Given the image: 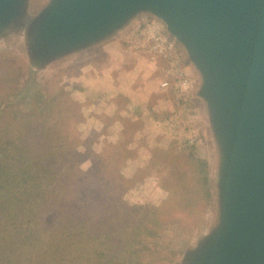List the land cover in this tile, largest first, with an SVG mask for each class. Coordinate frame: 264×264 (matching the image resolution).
Returning <instances> with one entry per match:
<instances>
[{"label":"rangeland","instance_id":"obj_1","mask_svg":"<svg viewBox=\"0 0 264 264\" xmlns=\"http://www.w3.org/2000/svg\"><path fill=\"white\" fill-rule=\"evenodd\" d=\"M50 1L26 0L25 14L18 15L14 24L18 18L20 21L12 28L11 25L4 27L0 33V68L6 67L1 71L8 73L0 83V101L4 110L3 114L0 113V171L2 163L9 159L5 164L11 170L17 169L21 163L31 174L28 188L31 191L26 193L28 199L34 197L31 200L40 221L38 233L27 243L31 246V257L36 254L47 256L60 248L65 250V257L70 258L83 255L86 244L103 242L102 233H90L88 230L92 226L85 224L93 206L89 205L92 196L95 199L109 198L107 207L115 211L130 207L139 216L142 213L149 216L154 210H146L147 206L159 205L170 198L173 185L178 188L182 184L179 189L182 192L189 188L185 184L191 181V186L195 187L190 188L193 203L187 202L185 208L173 209L166 215L170 221L168 225L174 222L167 232L158 228L155 215L148 224L149 230L137 231L135 223L129 222L137 218L134 214H125L127 218L122 216L118 224L110 228L113 233L118 230L120 235L111 237L113 241L100 248L105 252L116 249L117 242H126L127 249L114 252L113 264H191L194 257L206 259L209 247L217 244L224 234L225 224L221 220L222 198L218 183L219 148L209 119L208 104L197 93L201 84L199 71L192 63L195 69L193 87L196 86L202 104L199 107L197 103L186 100L182 107L189 118L178 125L180 132L173 137L153 132L156 141L149 144L143 120H131L130 117L123 120L125 128L118 135V140H110L107 127L113 119L107 121L99 117L104 116V105L101 104L100 110L95 112L97 110L91 107L90 97H75L74 88L67 80V74L74 73L76 66L67 61L68 57L77 51L47 60L40 54L34 56L32 52L30 32L33 25L35 28V19ZM138 15L140 19L153 16L146 11ZM105 40L97 43L102 45ZM170 121L178 124L176 120ZM38 134L49 135L52 153L61 155L60 161L56 159L54 165L60 168L59 178H65L63 184L68 197L59 193L63 185L54 188L51 175L36 169L38 152H41L36 145ZM192 137L196 140L190 144ZM195 158L208 163L209 182L205 185L195 184L191 176L186 178L188 181L182 180L184 174L178 172L190 173L196 169L192 162ZM138 162L144 165L137 168ZM39 183L42 190L37 188ZM71 204L79 207L69 208ZM21 212L31 216L30 210L24 208ZM20 217L28 223L27 216L19 214ZM176 219L187 224L188 229L175 231ZM138 220H144V216ZM23 227L20 232L28 233L33 226ZM58 233L63 234L64 240H57ZM90 235L92 239H89ZM50 246L54 248L49 251Z\"/></svg>","mask_w":264,"mask_h":264},{"label":"water","instance_id":"obj_2","mask_svg":"<svg viewBox=\"0 0 264 264\" xmlns=\"http://www.w3.org/2000/svg\"><path fill=\"white\" fill-rule=\"evenodd\" d=\"M26 4L0 0V33ZM142 11L165 22L199 71L219 148L225 232L191 264H264V0H51L30 32L32 52L81 50Z\"/></svg>","mask_w":264,"mask_h":264},{"label":"trees","instance_id":"obj_3","mask_svg":"<svg viewBox=\"0 0 264 264\" xmlns=\"http://www.w3.org/2000/svg\"><path fill=\"white\" fill-rule=\"evenodd\" d=\"M5 68H0V83L4 81V76L8 74L6 70L1 71ZM3 111L4 110L0 101V113L3 114ZM48 138H50L49 135L38 134L36 145L39 146L38 148L41 149V152H38V159L36 160V164H38V167L36 169L39 172L43 170L51 175L50 180H54V184H52L54 188H58L57 186H59L60 184L63 185L59 188V193L64 194L63 197H68V190L64 187L63 184L65 178H59L58 174L60 173V168L54 165V161L56 159L60 161L61 155L58 153H52V142H50V140L48 141ZM39 149H36V151H38ZM192 160L196 169H192L190 173L178 171L184 174L181 179L188 181L186 178L191 176L194 179L195 184L199 182L201 186L206 182L208 183L209 168L207 161L202 158H195ZM8 161L10 160L8 159L2 163V168L0 171V264H77L81 262L85 264H113L112 258L114 252H116V249H119L120 251H124L125 249H127L125 246L126 242H117L116 249H108L105 252L103 251V248L101 249L100 247H103V245L108 242H112L113 240L111 237H117L120 235V232L118 230H115V232L113 233V230L110 229L111 227H114L118 224L119 218L125 216V214L126 216L130 214L132 216L134 214V218H137V220H129V222L135 223V225L137 226V231H139L140 229L149 230L150 228L148 224L152 220V216L155 215V219L158 222V228H160L162 231L167 232L169 228H172V226H174V222L172 221L171 224L168 225L170 221L166 218V215L171 213L173 209L185 208L187 202L192 204L194 199H192L191 187L193 186H191L190 184L191 181H189L190 183L185 184L189 188L182 192L179 190L180 187H182V184H179L178 188L177 186L173 185V188L171 187L172 195H170V198L165 199L161 204L156 206H147V208L142 206V208H145L146 210L151 209L154 211L149 216L146 213H142V215L139 216L138 213H133V209H131L130 207H123L118 211L107 207L110 200L109 198L105 199L103 197L101 199H95L92 196L90 198L89 205L93 204V206L90 214L85 218V224H87L88 226H92L88 230L90 233L97 234L101 232L103 242H99L98 244H95L94 242L92 245L86 244L83 248V255L79 254L70 258L65 257V250L60 248L58 250H55L54 252H50L47 256L36 254L34 255L36 258H33L34 256L31 257V246L29 247L27 243H30L29 239L38 233L40 227H37V224H40V221L37 219L38 215L35 212V209L33 207L34 203L31 200L34 197L28 199V194L26 193L27 191H31L28 189L31 180V174L29 173L28 169L24 168V164L21 163L19 164L17 169L11 170L10 167L5 164V162ZM28 168H30V166ZM46 173L43 174L44 178ZM17 186H19V188H16ZM37 186L39 190L43 189L40 183ZM193 188L195 189V187ZM39 197H42V195ZM16 206L20 208H14ZM68 207L75 209L78 208L79 205L77 204L75 206L74 204H71L68 205ZM24 208L30 210L31 216H28L26 212H21L22 210H24ZM18 213L20 214V216H27L28 219L26 220L28 223H25L24 220L21 219V217L18 218ZM80 215L81 213L77 216ZM143 216L145 221L138 220L142 219ZM145 222L146 225H144ZM30 224L33 227L28 233L20 232V230H22L20 229L22 226H24V229L27 228ZM41 224L44 229H47L42 222ZM139 226H142V228ZM186 227L187 224H184L180 220H178V225L174 228V230L177 232L183 231ZM186 229H188V227ZM91 235L89 239L93 238L91 237ZM56 237L59 241L64 240L65 238L63 234L60 233H58ZM82 245L83 244H80V246ZM55 246L58 247V244L55 243ZM52 248L54 247L50 246L49 251Z\"/></svg>","mask_w":264,"mask_h":264},{"label":"crops","instance_id":"obj_4","mask_svg":"<svg viewBox=\"0 0 264 264\" xmlns=\"http://www.w3.org/2000/svg\"><path fill=\"white\" fill-rule=\"evenodd\" d=\"M140 18L137 15L125 28L107 37L102 45L95 43L70 54L67 61L76 66L74 73L67 74V80L74 88L75 97H90L88 99L91 107L96 108L95 112L100 110L101 104L104 105V116L98 114L97 117L107 121L113 119L107 127L110 129V140L117 139L125 128L123 120L131 117V120H143L145 134L151 144L156 141L153 132L170 137L180 132L178 125L189 118L183 104L187 100L200 107L202 98L196 93V86L192 88L189 97L181 101H177L172 87L160 86L165 78L164 61L152 63L147 52L132 49L127 41ZM185 59L188 72L194 76L195 69L191 61L188 56ZM170 120H176L178 124ZM143 165L138 162L136 166L139 168Z\"/></svg>","mask_w":264,"mask_h":264},{"label":"built area","instance_id":"obj_5","mask_svg":"<svg viewBox=\"0 0 264 264\" xmlns=\"http://www.w3.org/2000/svg\"><path fill=\"white\" fill-rule=\"evenodd\" d=\"M127 41L132 49L147 52L152 63L164 61L165 78L160 83L161 87H172L177 101L189 97L194 79L187 70V53L162 19L155 16L140 19ZM195 140V137L190 138V144Z\"/></svg>","mask_w":264,"mask_h":264}]
</instances>
